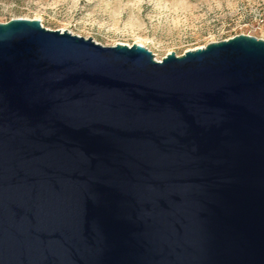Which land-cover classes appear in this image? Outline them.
Listing matches in <instances>:
<instances>
[{
  "label": "water",
  "instance_id": "95a60500",
  "mask_svg": "<svg viewBox=\"0 0 264 264\" xmlns=\"http://www.w3.org/2000/svg\"><path fill=\"white\" fill-rule=\"evenodd\" d=\"M0 264H264V40L0 23Z\"/></svg>",
  "mask_w": 264,
  "mask_h": 264
},
{
  "label": "rangeland",
  "instance_id": "374dc122",
  "mask_svg": "<svg viewBox=\"0 0 264 264\" xmlns=\"http://www.w3.org/2000/svg\"><path fill=\"white\" fill-rule=\"evenodd\" d=\"M16 18L104 47L141 43L157 61L238 35L264 40V0H0V23Z\"/></svg>",
  "mask_w": 264,
  "mask_h": 264
},
{
  "label": "built area",
  "instance_id": "2783aa9c",
  "mask_svg": "<svg viewBox=\"0 0 264 264\" xmlns=\"http://www.w3.org/2000/svg\"><path fill=\"white\" fill-rule=\"evenodd\" d=\"M260 22L263 24V26H264V19L263 20H260ZM247 36H252V35H247ZM252 37H254V36H252ZM256 38V37H255Z\"/></svg>",
  "mask_w": 264,
  "mask_h": 264
},
{
  "label": "bare ground",
  "instance_id": "6f19581e",
  "mask_svg": "<svg viewBox=\"0 0 264 264\" xmlns=\"http://www.w3.org/2000/svg\"><path fill=\"white\" fill-rule=\"evenodd\" d=\"M138 45H141V46H143L141 43H138Z\"/></svg>",
  "mask_w": 264,
  "mask_h": 264
}]
</instances>
